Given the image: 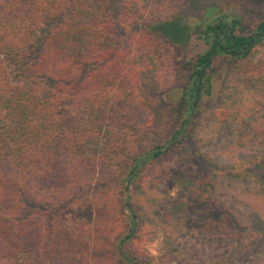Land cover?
<instances>
[{"label":"trees","instance_id":"trees-1","mask_svg":"<svg viewBox=\"0 0 264 264\" xmlns=\"http://www.w3.org/2000/svg\"><path fill=\"white\" fill-rule=\"evenodd\" d=\"M262 44L264 18L216 3L194 24L151 0H0V264H169L145 246L141 201L202 119L261 149L214 163L216 173L264 185V113L246 115L226 88L229 103L203 109L221 66L264 82L250 60ZM144 78L157 89L144 91ZM213 194L195 198L200 228L246 249L234 210ZM163 248L176 254L170 238Z\"/></svg>","mask_w":264,"mask_h":264},{"label":"rangeland","instance_id":"rangeland-1","mask_svg":"<svg viewBox=\"0 0 264 264\" xmlns=\"http://www.w3.org/2000/svg\"><path fill=\"white\" fill-rule=\"evenodd\" d=\"M151 2L153 5L174 4L194 24L202 18L205 6L210 3H216L223 9L231 7L241 13L246 21L264 18V0ZM181 56L182 51H179L178 57ZM250 60L259 65L264 64V44L257 47ZM239 70L233 71L228 66L219 68L213 80L212 98L203 103L204 114L230 102L232 98H224L223 101L222 88L234 93L237 103L243 107L246 115L260 116L264 113V82L249 81L244 78L241 69ZM143 82L144 91L157 89L151 79L144 78ZM192 140L195 142L193 147L187 145V148L162 160L163 171L160 178L148 188L141 201L149 212L150 229L146 232L145 246L151 258L159 262L166 257L170 259L169 264H264V185L250 178H224L221 172L216 173L214 170L223 168L213 165L216 163L223 167L225 164L247 163L257 157L261 149L251 145H235L227 131L218 129L205 119L199 123L197 134ZM193 152L200 156L205 155L206 162L192 157ZM212 192L234 210L246 234V249L236 250L220 231H205L200 228L206 212L203 207L195 209V198L200 200ZM166 238L176 242L175 255H164L163 244Z\"/></svg>","mask_w":264,"mask_h":264}]
</instances>
